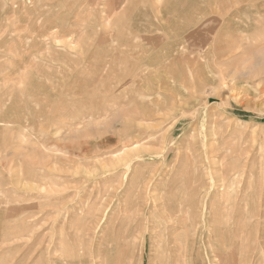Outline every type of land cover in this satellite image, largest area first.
Segmentation results:
<instances>
[{
    "label": "rangeland",
    "instance_id": "obj_1",
    "mask_svg": "<svg viewBox=\"0 0 264 264\" xmlns=\"http://www.w3.org/2000/svg\"><path fill=\"white\" fill-rule=\"evenodd\" d=\"M231 255L264 264V0H0V264Z\"/></svg>",
    "mask_w": 264,
    "mask_h": 264
},
{
    "label": "bare ground",
    "instance_id": "obj_2",
    "mask_svg": "<svg viewBox=\"0 0 264 264\" xmlns=\"http://www.w3.org/2000/svg\"><path fill=\"white\" fill-rule=\"evenodd\" d=\"M126 2H127V1H126ZM123 6H124V5H123ZM124 7H125V6H124ZM90 10H91V9H90ZM204 22H205V21H204ZM201 24H202V23H201ZM70 25H71V24H70ZM83 26H84V25H83ZM81 27H82V26H81ZM69 29H70V28H69ZM83 29H84V28H83ZM83 31H84V30H83ZM196 31H197V30H196ZM194 32H195V31H194ZM52 34H53V33H52ZM57 34H58V33H57ZM81 34H82V33H81ZM189 34H190V33H189ZM189 34H188V35H189ZM85 36H86V35H85ZM95 36H96V35H95ZM57 37H58V36H57ZM75 38H76V37H75ZM81 38H82V37H81ZM191 38H192V37H191ZM151 39H152V38H151ZM62 41H63V40H62ZM208 41H209V40H208ZM64 42H65V41H64ZM66 42H67V40H66ZM92 42H93V41H92ZM206 42H207V41H206ZM222 42H223V41H222ZM189 43H190V42H189ZM208 43H209V42H208ZM191 44H192V43H191ZM66 45H67V43H66ZM149 46H150V45H149ZM227 48H228V47H227ZM87 49H88V48H87ZM147 51H148V50H147ZM225 51H226V50H225ZM225 51H224V53H225ZM226 53H227V52H226ZM226 53H225V54H226ZM220 54H222V53H220ZM225 54H224V55H225ZM136 57H137V56H136ZM218 57H219V56H218ZM220 57H221V56H220ZM210 58H211V57H210ZM133 59H134V58H133ZM139 78H140V77H139ZM139 78H138V79H139ZM236 228H237V227H236ZM128 235H129V234H128ZM237 235H238V234H237ZM125 237H126V236H125ZM128 237H129V236H128ZM136 237H137V236H136ZM244 237H245V236H244ZM130 238H131V237H130ZM130 238H129V239H130ZM222 238H223V236H222ZM223 239H224V238H223ZM223 239H222V240H223ZM124 240H125V239H124ZM133 240H135V239H133ZM245 240H246V239H245ZM250 242H251V241H250ZM126 243H127V242H126ZM129 243H130V240H129ZM224 244H225V243H224ZM138 246H139V245H138ZM130 248H131V247H130ZM122 249H123V248H122ZM125 249H126V248H125ZM223 249H224V248H223ZM138 250H139V249H138ZM216 250H217V249H216ZM240 250H241V249H240ZM123 251H124V250H123ZM123 251H122V252H123ZM257 251H258V250H257ZM140 252H141V251H140ZM137 253H138V252H137ZM137 253H136V254H137ZM248 253H249V252H248ZM122 254H123V253H122ZM216 254H217V251H216ZM229 254H231V253H229ZM258 254H259V253H258ZM124 255H125V254H124ZM126 255H127V254H126ZM213 255H214V254H213ZM217 255H218V254H217ZM233 255H234V254H233ZM233 255L230 256L231 258L229 259L230 261H229L228 264H235V259H233V258H234ZM260 255H262V254H260ZM223 256H225V255H222V254L220 255V254H219V255H218L219 258H217V257H216V258L218 259V261L223 262L224 260H227V259H226L227 257L225 258V257H223ZM237 256H238V255H237ZM257 256H258V255H257ZM263 256H264V255H263ZM118 257H119V256H118ZM241 257H242V256H241ZM241 257H240V258H241ZM258 257H259V256H258ZM120 258H121V257H120ZM124 258H125V257H124ZM138 258H139V256H138ZM237 258H239V257H237ZM243 258H244V257H243ZM167 259H168V258H167ZM257 259H258V258H257ZM105 260H106V259H105ZM113 261H114V260H113ZM124 261H125V260H124ZM135 262H136V261H135ZM216 262H217V261H216ZM240 262H241V261H240ZM117 264H118V263H117ZM176 264H177V262H176ZM210 264H213L212 261L210 262ZM218 264H219V262H218ZM238 264H239V263H238Z\"/></svg>",
    "mask_w": 264,
    "mask_h": 264
}]
</instances>
